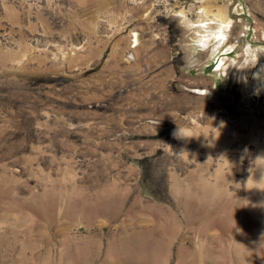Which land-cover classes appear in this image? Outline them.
<instances>
[{
    "label": "rangeland",
    "instance_id": "obj_1",
    "mask_svg": "<svg viewBox=\"0 0 264 264\" xmlns=\"http://www.w3.org/2000/svg\"><path fill=\"white\" fill-rule=\"evenodd\" d=\"M169 3L0 0V264H264V0Z\"/></svg>",
    "mask_w": 264,
    "mask_h": 264
},
{
    "label": "clouds",
    "instance_id": "obj_2",
    "mask_svg": "<svg viewBox=\"0 0 264 264\" xmlns=\"http://www.w3.org/2000/svg\"><path fill=\"white\" fill-rule=\"evenodd\" d=\"M132 2L140 4L143 0H132ZM156 2L164 9L171 6L169 0H156ZM195 4L201 5L198 12L195 11ZM205 4L206 0H195L191 8L181 9L173 17L178 27L187 34L182 48L188 67H195L200 63L201 53L207 52L210 55H215L221 42L226 41L229 37L230 22L209 18L207 8L204 7ZM260 56H264V46L248 44L238 61L229 66L237 70L249 69L257 64Z\"/></svg>",
    "mask_w": 264,
    "mask_h": 264
}]
</instances>
